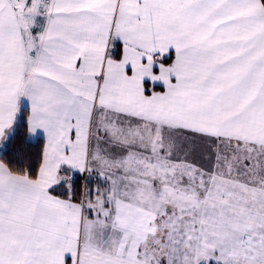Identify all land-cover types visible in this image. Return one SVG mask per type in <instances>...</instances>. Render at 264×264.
Instances as JSON below:
<instances>
[{
    "label": "snow or ice",
    "instance_id": "6c2138e0",
    "mask_svg": "<svg viewBox=\"0 0 264 264\" xmlns=\"http://www.w3.org/2000/svg\"><path fill=\"white\" fill-rule=\"evenodd\" d=\"M0 264H264V0H0Z\"/></svg>",
    "mask_w": 264,
    "mask_h": 264
}]
</instances>
